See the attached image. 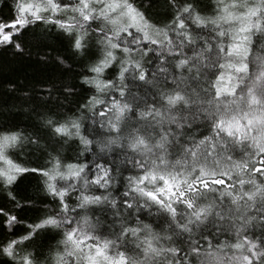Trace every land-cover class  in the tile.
Listing matches in <instances>:
<instances>
[{"label": "snow or ice", "instance_id": "6c2138e0", "mask_svg": "<svg viewBox=\"0 0 264 264\" xmlns=\"http://www.w3.org/2000/svg\"><path fill=\"white\" fill-rule=\"evenodd\" d=\"M4 7L0 48L81 71L13 86L0 264H264V0Z\"/></svg>", "mask_w": 264, "mask_h": 264}, {"label": "trees", "instance_id": "16d2710c", "mask_svg": "<svg viewBox=\"0 0 264 264\" xmlns=\"http://www.w3.org/2000/svg\"><path fill=\"white\" fill-rule=\"evenodd\" d=\"M11 0H0V16L8 18V8L5 4L10 5ZM40 28L45 27L40 25ZM39 31V28L37 29ZM31 31L27 36L31 37ZM51 35H55L53 28ZM50 48L42 50L40 53L35 48H26L24 55L14 54L13 50L0 48V124L5 122V117L21 127L25 125L30 129L35 123L33 117L26 110L30 107L27 98L19 93L13 92V86L16 88H26L30 84L43 81L47 78H62L72 80L78 83L77 74L81 71L79 67H74L71 72L60 69L54 62L47 66L39 63V55L47 54L54 58L58 53L64 54V48L55 40L49 42ZM30 51V55L28 52ZM70 63L72 61H69ZM16 107L13 108L12 106Z\"/></svg>", "mask_w": 264, "mask_h": 264}]
</instances>
